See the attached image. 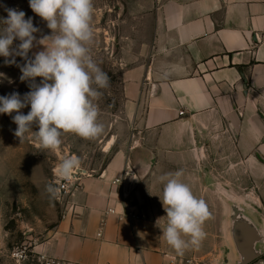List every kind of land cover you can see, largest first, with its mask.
I'll use <instances>...</instances> for the list:
<instances>
[{
  "label": "crops",
  "instance_id": "1",
  "mask_svg": "<svg viewBox=\"0 0 264 264\" xmlns=\"http://www.w3.org/2000/svg\"><path fill=\"white\" fill-rule=\"evenodd\" d=\"M127 2L134 23L123 33L122 49L129 53L121 60V84L134 104L132 140L100 172L83 168L62 216L36 250L66 264H258L264 244V0ZM41 38L30 55L43 50ZM177 170L211 213L202 244L183 255L156 226L166 215L159 177ZM118 177L125 179L123 188L114 183ZM131 207L143 218L122 215ZM242 219L259 233L258 255L248 263L235 239ZM2 237L0 230V243ZM0 255H7L1 247Z\"/></svg>",
  "mask_w": 264,
  "mask_h": 264
},
{
  "label": "clouds",
  "instance_id": "2",
  "mask_svg": "<svg viewBox=\"0 0 264 264\" xmlns=\"http://www.w3.org/2000/svg\"><path fill=\"white\" fill-rule=\"evenodd\" d=\"M28 2L32 12L46 22L50 34L39 40L43 50L30 56L37 41L35 34L41 30L23 10L0 5L7 13L0 18V57L5 65L19 68L20 81L28 82L30 89L23 96L15 91L0 96V114L12 118L17 126L14 135L21 143L30 135L43 150L57 149L65 133L87 140L99 137L104 125L99 122L96 101L103 95L100 90L110 86V78L91 55L93 0ZM29 106L27 114L21 111ZM80 163L76 156L66 158L59 164L60 175L71 178ZM182 176L183 171L177 170L159 177L163 184L159 198L166 215L156 220L162 238L179 255L190 247H200L206 238L204 223L211 217L206 201L194 194ZM162 219H166L163 227Z\"/></svg>",
  "mask_w": 264,
  "mask_h": 264
},
{
  "label": "rangeland",
  "instance_id": "3",
  "mask_svg": "<svg viewBox=\"0 0 264 264\" xmlns=\"http://www.w3.org/2000/svg\"><path fill=\"white\" fill-rule=\"evenodd\" d=\"M1 5L23 10L26 18L32 17L34 25L41 30L35 34L37 38L50 34L46 22L32 12L28 0H1ZM93 5L94 40L90 46L91 55L110 78V86L100 90L103 95L96 101L100 108L99 122L104 125V132L92 140L65 133L57 149L43 150L30 135L21 143L14 135L17 126L12 118L0 114V230L4 235L0 247L7 253L0 255V264H18L11 257L13 248L42 242L62 216L64 199H60L57 194L58 182L62 179L60 162L76 156L81 161L80 168L98 173L113 154L132 140L134 104L130 100L127 102L124 97L121 60L128 57L129 53L122 49L123 41L125 45L123 33L134 20L128 19L127 0H93ZM6 16L3 7L0 18ZM18 43V40L14 41L13 47ZM16 59L22 63L20 57ZM20 75L16 65H5L4 57H0V96L14 91L23 96L30 90L28 82L20 81ZM144 108L142 105L141 114ZM29 110L30 106L21 111L27 114ZM36 130L33 125L32 132ZM229 198L225 197V202L231 206L233 200ZM258 249L262 254L256 262L264 264V244H259Z\"/></svg>",
  "mask_w": 264,
  "mask_h": 264
},
{
  "label": "built area",
  "instance_id": "4",
  "mask_svg": "<svg viewBox=\"0 0 264 264\" xmlns=\"http://www.w3.org/2000/svg\"><path fill=\"white\" fill-rule=\"evenodd\" d=\"M86 171L83 168H78V170H75L73 172V175L69 179H65L62 177V179L58 182L57 186V194L60 199H65V197L69 194L71 191V188L75 185H77L78 176L79 175H85ZM124 178L118 177L115 179L114 183L119 184L122 186L124 185ZM110 212H116L115 209H110ZM123 216L128 217L129 219H142L143 215L140 213L134 211V209L127 208L123 213ZM11 257L12 259L18 263V264H24L26 262H33L38 264H66L65 262L61 261L60 259H57L55 257H52L48 255L45 252H39L36 250L35 245H17L13 248L11 251ZM165 264H194V260L192 259H170Z\"/></svg>",
  "mask_w": 264,
  "mask_h": 264
},
{
  "label": "water",
  "instance_id": "5",
  "mask_svg": "<svg viewBox=\"0 0 264 264\" xmlns=\"http://www.w3.org/2000/svg\"><path fill=\"white\" fill-rule=\"evenodd\" d=\"M235 239L241 253L245 257L244 263H248L258 255V252L254 251V244L259 240V233L257 228L249 224L247 220L238 221Z\"/></svg>",
  "mask_w": 264,
  "mask_h": 264
},
{
  "label": "bare ground",
  "instance_id": "6",
  "mask_svg": "<svg viewBox=\"0 0 264 264\" xmlns=\"http://www.w3.org/2000/svg\"><path fill=\"white\" fill-rule=\"evenodd\" d=\"M109 144H111V142H109Z\"/></svg>",
  "mask_w": 264,
  "mask_h": 264
}]
</instances>
